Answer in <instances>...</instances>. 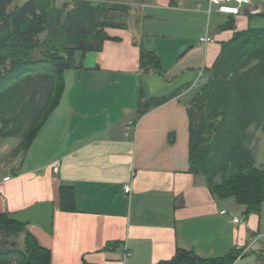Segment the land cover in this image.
I'll list each match as a JSON object with an SVG mask.
<instances>
[{"label":"crops","instance_id":"0c3cea01","mask_svg":"<svg viewBox=\"0 0 264 264\" xmlns=\"http://www.w3.org/2000/svg\"><path fill=\"white\" fill-rule=\"evenodd\" d=\"M132 3L125 29L109 30L114 39L64 72L61 99L24 155L11 156L18 138L0 140H12L3 159L14 165L0 164V215L24 224L4 238L22 247L31 235L50 264H159L178 251L212 260L237 245L245 253L235 264H264V203L245 215L189 173L187 117L221 44L264 29V0L221 15L211 33H203L212 15L206 0ZM205 35L214 43L202 44ZM142 49L159 59L164 76L139 69ZM162 98L169 99L137 116L139 102Z\"/></svg>","mask_w":264,"mask_h":264},{"label":"trees","instance_id":"16d2710c","mask_svg":"<svg viewBox=\"0 0 264 264\" xmlns=\"http://www.w3.org/2000/svg\"><path fill=\"white\" fill-rule=\"evenodd\" d=\"M58 3L0 0V140L19 139L11 156L24 155L58 105L64 72L80 68L86 53L114 39L109 30L125 29L131 10L129 2L114 0ZM138 66L164 76L151 52L140 51ZM202 73L205 83L187 109L189 173L203 177L215 198L232 199L245 215L258 214L264 168L256 166L253 145L264 132V29L235 32ZM169 98L139 102L137 116ZM61 200L72 204L71 193L63 192ZM23 231L24 224L0 215V235L15 238ZM237 257L203 260L178 251L159 264H235ZM0 264H50V254L25 234L22 247L0 248Z\"/></svg>","mask_w":264,"mask_h":264},{"label":"built area","instance_id":"2783aa9c","mask_svg":"<svg viewBox=\"0 0 264 264\" xmlns=\"http://www.w3.org/2000/svg\"><path fill=\"white\" fill-rule=\"evenodd\" d=\"M57 2H68L72 3L77 0H56ZM105 1V0H101ZM252 3V0H206V11L205 13L207 16H210L211 14H219V15H228V16H238L241 14L242 9L245 7L250 6ZM202 44H211L214 43V39L209 38L208 36H203L199 40ZM202 74V73H201ZM9 178H5L4 181H7ZM131 190L130 185H126L124 187V192L127 194ZM221 214L227 217L231 218V221L233 224H239L241 223L240 219L237 217H234L230 215L227 211L223 210L221 211ZM233 252H235L238 257L237 260L245 253V251L240 246H235ZM128 252H125L124 256H128ZM236 260V261H237Z\"/></svg>","mask_w":264,"mask_h":264},{"label":"rangeland","instance_id":"374dc122","mask_svg":"<svg viewBox=\"0 0 264 264\" xmlns=\"http://www.w3.org/2000/svg\"><path fill=\"white\" fill-rule=\"evenodd\" d=\"M114 1L121 2V3H128L129 2L128 4L130 5V8H131V5L133 4L132 2L139 4L138 0H135V1L134 0H114ZM57 6L58 7L61 6L60 3H58ZM135 7L137 8V6H135ZM117 16L123 17L122 15H117ZM224 18H225L224 16L215 15V14H212L209 18L205 17L202 20V22H203V33H204L206 28H207V31H209L211 33L213 31V27H214L215 23L219 20L224 19ZM117 21L121 22L122 19L117 20ZM257 137H258V142L253 145L255 163H256V166L264 168V132L261 134H258ZM4 142H6V143H4ZM11 142H12V140H6V141H3L2 143H0V164L2 163L4 165V167L6 166L7 169L11 166H14L13 164H11L12 160L7 161L6 159H3L7 155V151L9 149V147H7V146L10 145ZM9 245H10V242H7L6 239L2 235H0V248H2V247L8 248V247H10Z\"/></svg>","mask_w":264,"mask_h":264}]
</instances>
